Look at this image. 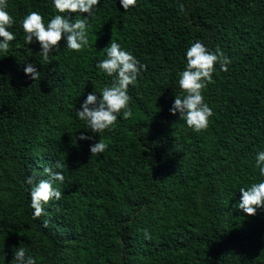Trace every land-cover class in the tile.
I'll list each match as a JSON object with an SVG mask.
<instances>
[{
	"label": "trees",
	"instance_id": "trees-1",
	"mask_svg": "<svg viewBox=\"0 0 264 264\" xmlns=\"http://www.w3.org/2000/svg\"><path fill=\"white\" fill-rule=\"evenodd\" d=\"M6 11L15 39L0 52V264H16L18 248L36 264H264V207H237L240 188L264 180V0H137L127 11L99 0L91 14L7 0ZM32 11L45 26L85 19L89 46L70 50L64 35L43 61L35 38L25 43ZM111 40L146 67L127 89L132 117L93 133L76 112L112 84L97 68ZM196 41L231 60L202 90L213 115L200 132L170 112ZM99 140L108 147L92 155ZM46 168L62 171V196L34 219L26 180H47Z\"/></svg>",
	"mask_w": 264,
	"mask_h": 264
},
{
	"label": "clouds",
	"instance_id": "clouds-1",
	"mask_svg": "<svg viewBox=\"0 0 264 264\" xmlns=\"http://www.w3.org/2000/svg\"><path fill=\"white\" fill-rule=\"evenodd\" d=\"M53 2L59 13L91 14L93 8L99 4V0H53ZM136 2L137 0H120L125 11L134 7ZM6 8L7 0H0V52L5 53L9 51V42L15 39L13 33L8 30L14 20ZM180 8L183 10L182 5ZM86 26L85 19L70 22L63 15H55L45 26L43 16L36 11L28 13L22 21L25 43L31 44L35 38L41 46L40 53L45 62H49V53L54 48H59V42L64 35L67 38L68 49L80 52L88 47ZM230 63L229 57L219 48L210 52L202 42H194L186 51V67L179 73L178 84L183 95H175L170 112L173 114L179 112L181 119L194 131L206 130L213 111L205 102L202 90L208 83L213 82L212 74L216 70L215 65L219 64L220 70L226 72L227 65ZM145 67L132 53L122 50L119 43L111 40L106 48V58L97 64V68L107 76L113 77L112 84L101 90L99 98L94 93L88 94L81 108L76 112L77 117L86 122L87 129L93 133H102L115 124L121 113L123 119L132 117L133 113L129 107L131 97L127 89L129 85L135 84L141 70ZM24 72L33 80L40 79V72L32 64H28ZM78 139L88 140L91 137L80 133ZM107 147L106 143L99 140L90 146V152L92 155H97L103 153ZM256 166L259 168L260 175L264 176V151L258 152ZM55 167L62 166L57 163ZM44 171L48 174L47 180L41 179L36 183L35 175L29 176L26 180L27 184L32 185L30 197L34 219L44 213V204L53 199L59 200L62 196L61 191L53 187L54 181L63 182L62 171H53L50 168ZM239 191L242 196L237 207L248 215H255L257 208L264 207V180L253 183L247 189L241 187ZM14 260L16 264H36L34 258L26 257L24 248L16 250Z\"/></svg>",
	"mask_w": 264,
	"mask_h": 264
}]
</instances>
